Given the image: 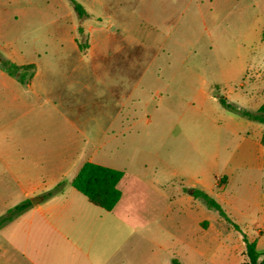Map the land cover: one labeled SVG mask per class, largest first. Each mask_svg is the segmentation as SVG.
<instances>
[{"label":"rangeland","instance_id":"obj_1","mask_svg":"<svg viewBox=\"0 0 264 264\" xmlns=\"http://www.w3.org/2000/svg\"><path fill=\"white\" fill-rule=\"evenodd\" d=\"M76 1L88 17L80 20L70 0H6L19 13L0 28V54L49 50L36 59L34 77L38 68L36 85L54 106L27 109V131L53 133L55 148L73 143L83 161L123 171L119 211L150 231L134 238L126 254L132 264H171L173 257L235 264L240 255L228 256L227 247L200 256L174 245L180 232L164 214L170 205L174 214L189 208L178 204L187 187L175 183L173 169L205 166L211 145L222 168L239 132L252 130L219 98L251 111L264 104V0ZM179 127L195 129L193 136L175 138ZM19 128L18 120L10 131ZM73 175L61 182L71 186ZM189 228L187 221L181 229L187 242ZM257 249L264 251V236ZM246 261L243 253L239 264Z\"/></svg>","mask_w":264,"mask_h":264},{"label":"crops","instance_id":"obj_2","mask_svg":"<svg viewBox=\"0 0 264 264\" xmlns=\"http://www.w3.org/2000/svg\"><path fill=\"white\" fill-rule=\"evenodd\" d=\"M5 3L6 0H0V28L18 18L19 12L12 13ZM46 50L13 47L7 49L6 56L18 65L35 64L42 52L48 54ZM39 76L37 68L27 89L0 68V217L16 205L38 198L36 204L31 202L29 209L0 229V264H132L126 254L135 248L134 238L140 232L148 235L150 231L148 228L139 231L129 218L123 217L120 211L126 203L121 200L122 195L111 211L94 205L72 186L45 197L66 174L74 172L71 182L82 165L93 159L83 161L73 143L55 148L53 133L27 131L23 120L27 109H41L45 104L54 106L53 99L42 96L44 87L36 85ZM18 120L19 132L13 133L10 126ZM250 122L252 130L243 135L239 132L236 150L222 168L218 164L217 148L214 146L213 150L211 145L205 166L189 163L173 169L175 183L189 189L186 196L177 200L189 208L174 214L170 205L164 214L180 232L174 245H186L200 256L227 247L228 256L240 255L235 261L239 264L245 251L243 234L257 243L264 236V124ZM192 130L195 129L179 127L175 138L185 133L192 137ZM193 189L216 199L240 231L219 212L194 198ZM187 221L191 236L188 242L184 233L181 234Z\"/></svg>","mask_w":264,"mask_h":264},{"label":"trees","instance_id":"obj_3","mask_svg":"<svg viewBox=\"0 0 264 264\" xmlns=\"http://www.w3.org/2000/svg\"><path fill=\"white\" fill-rule=\"evenodd\" d=\"M78 18L81 20L88 17L89 14L86 9L76 0H70ZM82 31V28L79 29ZM84 48V45H80ZM0 68L4 70L9 76L18 80L24 87H29L34 77L35 65H18L13 61L3 57L0 54ZM221 106L227 111L239 115L250 121L264 124V104L260 106L257 111H251L244 107L238 106L234 103L228 102L224 98H219ZM264 143V138H263ZM124 176L123 171L94 163L91 161L85 162L75 177L70 182V185L78 192L86 196L91 203L99 206L106 211H111L117 205L121 198V191L118 184ZM65 188V182L58 183L53 190L45 194V197H50L55 194L62 193ZM185 192L189 189L185 188ZM192 196L199 199L210 210L219 212L227 222L231 223L236 230L240 231L239 227L232 222L227 216L221 205L216 199L200 189H193ZM31 201L26 200L13 208L9 209L5 215L0 217V229L11 223L15 218L24 213L31 207ZM243 241L245 244V256L247 261L244 264H264V251L259 252L257 249V242L250 240L246 234H243ZM171 264H182L178 259H171Z\"/></svg>","mask_w":264,"mask_h":264},{"label":"water","instance_id":"obj_4","mask_svg":"<svg viewBox=\"0 0 264 264\" xmlns=\"http://www.w3.org/2000/svg\"><path fill=\"white\" fill-rule=\"evenodd\" d=\"M36 199H38V198H34V199H32L31 202H32L33 204H36ZM39 199H41V198H39Z\"/></svg>","mask_w":264,"mask_h":264},{"label":"built area","instance_id":"obj_5","mask_svg":"<svg viewBox=\"0 0 264 264\" xmlns=\"http://www.w3.org/2000/svg\"><path fill=\"white\" fill-rule=\"evenodd\" d=\"M218 181H221V178H218Z\"/></svg>","mask_w":264,"mask_h":264}]
</instances>
